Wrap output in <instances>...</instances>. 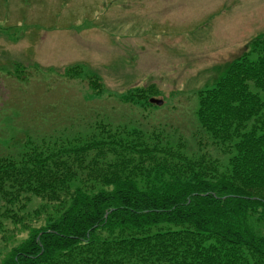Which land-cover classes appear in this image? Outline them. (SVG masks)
Here are the masks:
<instances>
[{
  "label": "trees",
  "instance_id": "trees-1",
  "mask_svg": "<svg viewBox=\"0 0 264 264\" xmlns=\"http://www.w3.org/2000/svg\"><path fill=\"white\" fill-rule=\"evenodd\" d=\"M220 73L198 94L195 146L225 163L107 123L0 154V264H264V37Z\"/></svg>",
  "mask_w": 264,
  "mask_h": 264
},
{
  "label": "rangeland",
  "instance_id": "rangeland-1",
  "mask_svg": "<svg viewBox=\"0 0 264 264\" xmlns=\"http://www.w3.org/2000/svg\"><path fill=\"white\" fill-rule=\"evenodd\" d=\"M260 37L264 0H0V154L107 123L165 131L225 163L195 146L198 94ZM140 89L162 105L122 101Z\"/></svg>",
  "mask_w": 264,
  "mask_h": 264
},
{
  "label": "water",
  "instance_id": "water-1",
  "mask_svg": "<svg viewBox=\"0 0 264 264\" xmlns=\"http://www.w3.org/2000/svg\"><path fill=\"white\" fill-rule=\"evenodd\" d=\"M150 102H151V103H155V104H157V105H160V104H161V102L153 101V100H151Z\"/></svg>",
  "mask_w": 264,
  "mask_h": 264
}]
</instances>
